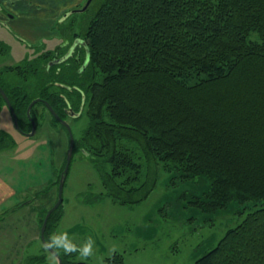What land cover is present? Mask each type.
I'll use <instances>...</instances> for the list:
<instances>
[{"label": "trees", "instance_id": "trees-1", "mask_svg": "<svg viewBox=\"0 0 264 264\" xmlns=\"http://www.w3.org/2000/svg\"><path fill=\"white\" fill-rule=\"evenodd\" d=\"M71 15L58 38L75 36L72 56L45 50L0 69L18 124L29 130L36 98L37 125L36 106L60 125L42 100L65 121L85 116L73 154L93 165L101 195L121 204L145 199L160 171L172 184L208 178L205 199L195 201L202 210L255 202L195 264H264V0H92ZM7 51L0 41V58ZM3 137L10 139L0 130ZM71 255L60 252L62 264H75ZM24 264L49 263L42 253Z\"/></svg>", "mask_w": 264, "mask_h": 264}, {"label": "rangeland", "instance_id": "rangeland-1", "mask_svg": "<svg viewBox=\"0 0 264 264\" xmlns=\"http://www.w3.org/2000/svg\"><path fill=\"white\" fill-rule=\"evenodd\" d=\"M68 1L41 0L38 4L58 2L59 8ZM85 1H79L78 5L63 11L59 20L67 11L82 7ZM22 3L24 4L22 0L14 3L19 11L15 15H11L0 4V9L9 18L14 16L15 19L11 23L0 20V41L9 48V54L0 58V69L6 65H15L24 58L37 56L45 50L54 51L61 45L62 40L58 36L28 42L29 45L20 40L26 41L27 35L24 33V37L15 29L19 27L20 30L29 32L31 29L28 28L27 18L30 19L32 14ZM44 15H47V11L40 16L46 18L47 23L50 18ZM52 15L53 12L50 11L49 16ZM70 16L62 24L56 22L52 25L59 35H62L59 24L65 26L73 18V15ZM73 33H77V29ZM69 35L70 33L64 40L66 45L61 47L59 54H55L57 57L63 55L69 46L73 47L75 36L70 38ZM249 39H256L254 33ZM34 115L38 120V127L34 135L26 136L15 129L7 107L1 108L0 130L9 135L11 140L4 137L0 139V168L4 167V173L12 170L15 166L11 163L17 160L20 163L17 168L27 180L26 186L29 182L41 183L40 188L35 184L30 185L34 188L27 190L25 195L29 194L27 204L36 212L40 210L42 219L57 198L58 176L63 170L68 135L62 126L54 127L49 124L50 117L43 107L36 106ZM82 117L77 121L66 119L78 141L87 125L86 117ZM10 141L14 142L13 146L4 149V143ZM39 154L48 162L40 171L37 164L33 163ZM55 154L61 157V165L54 174L53 164L60 161H55ZM46 165L48 170H44ZM47 180L50 185L44 187V181ZM47 186L49 187L46 188ZM209 189L210 181L205 176H195L184 182L175 180V184H172L171 175L160 171L157 184L145 199L137 204H121L101 195L104 190L98 173L90 161L77 151L72 156L63 188V200L58 212L61 220L53 232L59 234L66 231L77 245H82L85 238L91 236L95 241L94 255L84 261L86 264H113L110 262L112 257H121L123 264H195L201 255L216 247L226 232L233 229L255 206L252 201L231 202L226 208L216 212L202 210L196 206L195 201L204 200ZM188 201L195 206L188 204ZM39 232L40 229L35 225L33 236L37 246L28 252V258H37L43 253L49 264H57L56 258L42 247ZM113 248L116 249L115 252H112ZM71 259L81 262L79 255L75 253L71 255ZM215 264H219V261Z\"/></svg>", "mask_w": 264, "mask_h": 264}, {"label": "crops", "instance_id": "crops-1", "mask_svg": "<svg viewBox=\"0 0 264 264\" xmlns=\"http://www.w3.org/2000/svg\"><path fill=\"white\" fill-rule=\"evenodd\" d=\"M20 1L21 0H0V4L5 10H9L11 15H15L17 9L14 3ZM22 1H24L22 5L25 6V9L27 8L28 11H32L30 19L27 18V25H29L28 28L31 30L29 32H24L20 30L19 27H16L15 30L20 32L19 34H22L24 37L27 35V42H34L41 38L59 36V32L57 29H53L52 25L59 22V16L63 11L73 5H78V2L82 0H69L63 3L59 8H57L58 2L38 4L41 0ZM46 11L47 15H44V17L50 18V21L47 23L46 18L40 17ZM50 11L53 12L51 17L49 16ZM18 12L19 11H17V13ZM8 16L9 15L5 14L4 11L0 9L1 21L14 22V16H10V18ZM24 33H26V35ZM37 158L38 159L33 160V163L37 164V169L40 171L41 167L48 162L46 159H42L40 154ZM56 159L60 161L56 164L54 163L55 166L53 164L52 173L54 174L61 165V157L55 154V161ZM12 162L14 163L11 164L15 166L12 170L4 173V167L0 168V264H24L28 257V252L37 246L35 245V238L33 236L35 225L40 229V210L37 212L34 211V209L27 204L28 201H26L29 194L25 195L27 190L34 188V186L30 185L35 183L29 182V185L26 186L25 182L27 180L24 179L23 173L17 168L20 163L17 160ZM31 168L34 169L33 166ZM46 169L48 170L47 165L44 170ZM50 172L51 171H48V173ZM6 174H11V176L7 177ZM30 177H34V175H30ZM29 180L32 181L31 178H29ZM21 182H24V184ZM47 182L48 180L44 181V183H46L44 187L50 185ZM35 185L40 188L39 185H41V183H36ZM48 187L49 186L46 188ZM40 250L39 248V251Z\"/></svg>", "mask_w": 264, "mask_h": 264}, {"label": "water", "instance_id": "water-1", "mask_svg": "<svg viewBox=\"0 0 264 264\" xmlns=\"http://www.w3.org/2000/svg\"><path fill=\"white\" fill-rule=\"evenodd\" d=\"M91 1L92 0H86L82 7L67 11L66 13L63 14V16L59 20V22L64 21L68 16H70L73 13L83 12L88 7V5L90 4ZM0 94H1V96L3 98V100L5 101L6 107L8 108V110H9V112L11 114V117H12V120H13L15 128L19 130L17 116H16V114H15V112H14V110H13V108H12V106H11L9 100H8V97L6 96L4 91L1 89V87H0ZM38 102H41L40 98H36V99L32 100L29 103V105L27 107V110H26L27 117L31 121V126H32V130L30 131V133L26 134L27 136L34 135V133L36 131V122L31 118L30 110H31L32 106L34 104L38 103ZM42 103L45 105V107L47 108L48 112L60 123V125H62L63 129L66 131V133L68 135V146H67V149H66L65 164H64L63 170H62V172H61V174L59 176L58 185H57V198H56L55 203L46 211V213H45V215L43 217L42 224H41V227H40V232H39V237H40V241H41L42 246L47 250L48 253H50L51 255H53L56 258L57 264H62L61 257L59 255H57L55 252H53L52 250H49V249L46 248V246L44 244V241H46L45 237H44V231H45L46 224H47V221H48L51 213L54 212L61 205L62 200H63V188H64L66 177H67V174H68V171H69L71 159H72V156H73L74 135L72 133V130H71L70 125L68 124V122L63 120V119H61L54 112V110L48 104V102L42 100ZM76 264H82V262H77ZM83 264H86V263L83 262Z\"/></svg>", "mask_w": 264, "mask_h": 264}, {"label": "clouds", "instance_id": "clouds-1", "mask_svg": "<svg viewBox=\"0 0 264 264\" xmlns=\"http://www.w3.org/2000/svg\"><path fill=\"white\" fill-rule=\"evenodd\" d=\"M44 244L47 249L52 250L57 255L60 252L65 255L78 254L82 264L94 255L95 241L91 236L86 237L82 245H77L66 231L59 234L53 232L49 239L44 241ZM115 251L116 249L113 248L112 252Z\"/></svg>", "mask_w": 264, "mask_h": 264}, {"label": "flooded vegetation", "instance_id": "flooded-vegetation-1", "mask_svg": "<svg viewBox=\"0 0 264 264\" xmlns=\"http://www.w3.org/2000/svg\"><path fill=\"white\" fill-rule=\"evenodd\" d=\"M25 45H29V43L27 42V41H25V40H23V39H20ZM2 43H4V42H2ZM5 44V43H4ZM66 45V42L65 41H63L62 43H61V45H59V47L56 49V50H54V53L55 54H59V50L61 49V47H63V46H65ZM79 46V42L77 41V40H75V43H73V47H72V45H71V47L69 46V48L66 50V52L63 54V55H61L60 56V58L59 57H57V58H59V60L60 59H66V58H69L70 56H72V54H73V52L75 51V49L77 48ZM8 47V46H7ZM9 49V48H8ZM9 51V50H8ZM8 51H7V54L5 55V57L9 54L8 53ZM2 58H4V56H2ZM23 60V59H22ZM21 62V61H20ZM20 62H16L17 64L18 63H20ZM15 63V64H16ZM6 66H8V65H6ZM9 100V99H8ZM4 101V100H3ZM10 102V101H9ZM11 104V103H10ZM4 107H6V104H5V101H4ZM8 109V108H7ZM72 113L73 112H71V111H68V114L69 115H72ZM27 119H28V117H27ZM28 122L30 123V128H29V130H27V131H25L23 128H24V126L23 125H21V123L20 124H18V127H19V130L18 129H16L19 133H21V134H23V135H26L27 133H30V131L32 130V126H31V121L28 119ZM14 124V123H13ZM22 126V128H21V126ZM15 127V126H14ZM36 127H38V125L36 124ZM27 136V135H26ZM77 262H80V261H76L75 262V264L77 263Z\"/></svg>", "mask_w": 264, "mask_h": 264}]
</instances>
